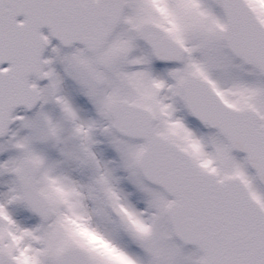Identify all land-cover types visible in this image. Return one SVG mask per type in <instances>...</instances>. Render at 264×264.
Wrapping results in <instances>:
<instances>
[{
	"label": "snow or ice",
	"instance_id": "6c2138e0",
	"mask_svg": "<svg viewBox=\"0 0 264 264\" xmlns=\"http://www.w3.org/2000/svg\"><path fill=\"white\" fill-rule=\"evenodd\" d=\"M0 264H264V0H0Z\"/></svg>",
	"mask_w": 264,
	"mask_h": 264
}]
</instances>
